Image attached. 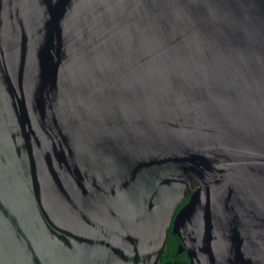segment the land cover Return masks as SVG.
Returning a JSON list of instances; mask_svg holds the SVG:
<instances>
[{
	"label": "water",
	"instance_id": "water-1",
	"mask_svg": "<svg viewBox=\"0 0 264 264\" xmlns=\"http://www.w3.org/2000/svg\"><path fill=\"white\" fill-rule=\"evenodd\" d=\"M170 230L264 264V0H0V264H161Z\"/></svg>",
	"mask_w": 264,
	"mask_h": 264
},
{
	"label": "trees",
	"instance_id": "trees-1",
	"mask_svg": "<svg viewBox=\"0 0 264 264\" xmlns=\"http://www.w3.org/2000/svg\"><path fill=\"white\" fill-rule=\"evenodd\" d=\"M179 240H176L172 232L169 233V240L161 264H189L187 255H178Z\"/></svg>",
	"mask_w": 264,
	"mask_h": 264
},
{
	"label": "flooded vegetation",
	"instance_id": "flooded-vegetation-1",
	"mask_svg": "<svg viewBox=\"0 0 264 264\" xmlns=\"http://www.w3.org/2000/svg\"><path fill=\"white\" fill-rule=\"evenodd\" d=\"M189 199H190V196H188V197L183 201V203H182V204L179 206V208L177 209V212H179V210H180L184 205H186V204L188 203ZM170 231H171V230H170ZM174 237H175L176 240H179V241H180V239H179L176 235H174ZM180 246H181V241H180V244L178 245V251H177V254H178L179 256H180V255H187L186 251L181 250ZM187 256H188V255H187Z\"/></svg>",
	"mask_w": 264,
	"mask_h": 264
}]
</instances>
